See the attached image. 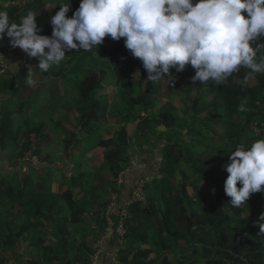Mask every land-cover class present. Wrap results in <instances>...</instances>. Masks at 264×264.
<instances>
[{"label": "trees", "instance_id": "1", "mask_svg": "<svg viewBox=\"0 0 264 264\" xmlns=\"http://www.w3.org/2000/svg\"><path fill=\"white\" fill-rule=\"evenodd\" d=\"M44 1L0 0V10L12 3L6 11L19 25L20 17L36 11ZM56 1L59 11L64 0ZM80 2L71 0L68 18ZM40 22L39 34L51 37L49 15ZM124 39L106 36L91 51L66 52L60 65L47 73L35 72L31 85L26 82V66H37L38 61L21 49L10 51L9 38L0 41V56L17 64L14 68L1 58L0 264L22 258L26 264H43V260L45 264H90V255L98 250L107 228L102 213L108 203L100 205L97 196H121L127 173L121 174L138 164L130 150L145 153L142 146H149L152 138L160 147L143 162L151 165L153 174L143 185V201L127 208L122 242L111 236L114 246L109 245V251L117 249L114 264H264V234L254 225L264 212V194H252L247 203L233 207L224 191L230 151L239 143L250 145L264 138V73L241 68L224 84L193 85L194 72L170 69L172 86L161 93L162 80L148 81L144 75L137 86L133 84L139 61L125 48ZM111 74L124 105L112 106L115 114L108 111L110 99L103 88L110 84ZM51 78L58 85L46 82L49 92L38 93L35 87ZM63 86L69 88L67 95L60 94ZM171 92L183 98L179 107L172 99L158 103L160 96ZM70 113L78 119L77 126L69 121ZM49 125L63 137L61 152L68 164L54 167L63 173L55 190L51 177H44L54 169L51 156L43 151L51 144ZM130 126L134 127L131 134ZM95 145L102 149L101 161L89 155ZM33 158L43 165L29 161ZM10 162V167L16 166L12 175L3 172ZM21 167L25 174L19 173ZM120 176L123 188L117 185ZM17 216L23 221L9 228L6 217ZM83 222H92L91 227L100 230L93 236L94 243L83 239L78 248L72 247L69 226ZM48 236L56 238L49 246ZM26 242L28 247L41 245L43 253L35 256L40 262L24 257Z\"/></svg>", "mask_w": 264, "mask_h": 264}, {"label": "clouds", "instance_id": "2", "mask_svg": "<svg viewBox=\"0 0 264 264\" xmlns=\"http://www.w3.org/2000/svg\"><path fill=\"white\" fill-rule=\"evenodd\" d=\"M71 7V0H64L50 16L51 37L39 34L35 11H27L17 25L0 10V41L9 38L12 48L38 61L26 66L29 85L35 72L60 65L66 52L91 51L106 36L125 38V48L152 82L173 81L170 69L180 73L188 65L195 70L193 85L224 84L241 68L264 73V0H81L68 18ZM230 153L224 191L230 204L240 207L252 194H264V138L239 143ZM254 225L264 234V212Z\"/></svg>", "mask_w": 264, "mask_h": 264}, {"label": "rangeland", "instance_id": "3", "mask_svg": "<svg viewBox=\"0 0 264 264\" xmlns=\"http://www.w3.org/2000/svg\"><path fill=\"white\" fill-rule=\"evenodd\" d=\"M12 5H13L12 3H6L4 6L5 10H6V8L11 7ZM57 5H58V2L56 0H45L41 4V6L38 9H36V11H35L36 15H37L36 23H37L39 28L42 25V23L40 21L43 20L47 15H49V17H50V16H53L56 14V12L58 11L56 8ZM23 6H24V4H23ZM47 24H49V23H47ZM8 42H9V40L7 41V43ZM17 49H19V48H12L10 46V51L15 52V50H17ZM1 58L2 57H0V63L2 60ZM138 61H139V65L135 68V70L132 74V78H131L133 84L136 86L138 85V83L140 82V80L142 79V77L144 75H146V78H147V72L144 70L142 62L139 59H138ZM0 66H2L3 67L2 69H4L3 65L0 64ZM50 69H52V68H50ZM185 69L188 72H194L195 73V70L190 65L186 66ZM1 71L2 70H0V73H1ZM189 75H191V74H189ZM164 80H162V84H160V87H161L160 92L161 93H163L165 89L170 88V85L172 86V80L166 79L167 82ZM46 82L47 83L55 82L58 85V82H57V80H55V78H51L49 81L44 80V82H42L41 85H38L35 87L38 90V93L49 92ZM103 88L105 89V93L107 94V96L110 99V105L108 107V111L115 114V111L112 108V106H116L117 109H119L121 107H124V105H122L120 103L119 98H117L120 96L119 95L120 87L118 85H116L115 78H114L113 74L110 75V84L109 83L103 84ZM68 92H69V88L67 86H63L60 89V94L67 95ZM168 99H172V102L177 107H179V105L183 101V98L179 97L178 94H176L175 92H171L167 96H165V95L160 96L158 103L160 104V100L166 101ZM115 110H116V108H115ZM68 119L74 126L75 125L77 126L78 119H75V115L73 113L69 114ZM49 127H50V129L52 128L51 131L54 130L53 125H49ZM104 129L105 128H103L102 131L100 132V134H102L103 136H104ZM108 129L109 128L106 127V131ZM254 129H255V127H254ZM133 131H134V127L130 126L129 127L130 134ZM254 131H256L257 134L259 133L258 129L254 130ZM105 137H106V135H105ZM61 141H63V137L61 136V133H59L57 131H52L51 132V144L43 150V151H47V153L51 156V159L53 162L51 164L52 168H54L55 166L58 167V166H62V165L63 166L68 165L66 163V161L63 159V155L61 152V150H62V145H61L62 142ZM150 141H151V144L149 146H147L145 148H144V146H142V148L144 149L143 151H145V153H140L139 151H137L135 149L130 150V152L134 155V159L136 161L134 163H138V164H136V166H133V168L128 167L125 170V172H123L121 174V176L123 177L125 175V173H127V176H126V179H127L126 180V184H127L126 186L127 187L124 189L121 196L120 195L118 196V194H110L109 197H103V196H101V194L97 196L98 199H100L98 201V203L100 205H103L106 202L108 203L106 211L104 213H102L103 216L106 218V223H107V228H106V231L104 234L108 235L110 237L113 235V236L117 237L118 241H120V242H122V239H123L122 236L119 237L120 231H123V229H121V225L124 224V231H125V223L129 219V213H128L127 208L133 203H140L143 201V196H142L143 192L141 191V183L143 185L147 180L149 181V178H151V176L153 174V170H152L153 168L151 167V165L148 166V164L146 165V163L143 161H144V159L149 160L150 158H152V156L155 155V153H156L155 148H159L160 143H159V141L153 142L154 141L153 138ZM153 145H156L157 147H154ZM91 146H92V144H91ZM89 155H91V156L95 155L97 160L101 161L102 149L96 147V145H95V148L92 150L91 153H89ZM29 161H32L34 164H37V165H43L42 163H38L36 158L30 159ZM10 165H11V162L9 163L8 167L6 169H4L3 172L5 174L12 175L14 173L16 166L12 168V167H10ZM69 165H71L73 167V165L71 163ZM153 165H154V163H153ZM148 167H149V169L151 168L152 171L148 170L147 169ZM181 169L184 170V172H185V168H181ZM141 171L146 173V174L142 173ZM19 173L25 174L26 173L25 168L21 167V169L19 170ZM62 174L63 173H60L57 170H55V168L50 169L49 172L46 171L44 177H47V176L51 177V179H52V190H55L60 185L61 179H62ZM185 174H187V173L185 172ZM121 176L117 179V185L119 186V188H123V186H122L123 185V179ZM188 176H190V175H188ZM139 183H140V185L138 186L137 189L133 188L136 184H139ZM129 187H131V189L128 191ZM126 191H128V192H126ZM119 197L124 198L125 200L119 199ZM102 214L100 213V215H102ZM116 220H118V221H116ZM22 221H23V218H21L19 216H17V217H6V223L8 226H10L9 228H12V224L13 225L18 224V223H21ZM42 223H43V225L46 224L45 222H42ZM91 223L92 222H83L79 226H74V225H72L71 227L69 226V230H70L71 234L68 235V237L70 238V240L72 242V247L78 248L77 245L81 244L83 242V239H85L86 241H89L90 244L94 243L93 235L95 236L100 229H97V228L93 229V227H91ZM109 223L113 226V229H115V231H117L119 235L114 230L109 229V227H108ZM93 226H95V223L93 224ZM55 239L56 238L53 236H48L46 238V241H45L46 245L49 246V245L53 244L52 242H54ZM33 241H34V239H31V242H33ZM89 243H87V244H89ZM23 246L25 247L24 248L25 249L24 257H27V256H25V253L29 257H33V258H35V256H37V255H40L39 253H43L42 252L43 248L39 244H37L36 246L28 247V242H26L25 244H23ZM27 247H28V249H27ZM97 252L99 253V257H100V255H101L100 251L98 250ZM116 253H117V249L114 250V253H113V255L115 257L117 255ZM90 256H91V258L94 257V255H92V254ZM38 259L39 258L35 259V261H37V263L40 262ZM98 261H99V259H98ZM42 263L45 264V261L43 260Z\"/></svg>", "mask_w": 264, "mask_h": 264}, {"label": "crops", "instance_id": "4", "mask_svg": "<svg viewBox=\"0 0 264 264\" xmlns=\"http://www.w3.org/2000/svg\"><path fill=\"white\" fill-rule=\"evenodd\" d=\"M112 238H114V237H110L108 235L101 234V237H100L99 242H98V246L99 247L96 246V248L101 253L100 258H99V262L102 263V264L103 263H105V264H114L115 263V256L113 255L114 252L111 253L109 251L110 250V246L111 245L114 246L113 243H112ZM116 241H117L118 244L121 243L120 241H118V239H116ZM23 251H25L24 248H23ZM25 256H28V255H26V253H25ZM90 258H91V256H90ZM22 259L18 260V262H15V263L13 262L12 264H26V260L27 259L26 258H22ZM34 259H36V257Z\"/></svg>", "mask_w": 264, "mask_h": 264}, {"label": "built area", "instance_id": "5", "mask_svg": "<svg viewBox=\"0 0 264 264\" xmlns=\"http://www.w3.org/2000/svg\"><path fill=\"white\" fill-rule=\"evenodd\" d=\"M1 73H2V71H1ZM146 180H147V179H146ZM140 183H141V182H140ZM140 183L137 184V188H138V186L140 185ZM143 185H144V184H143ZM143 185H142V183H141V191H142ZM137 188H136V189H137ZM142 196H143V195H142ZM116 221H118V220H116ZM108 227H109V229L115 231V229H113V226H112L110 223H109ZM121 229H123V231H120V235L118 234L117 231H115V232L119 235V237H120V236H123V235L125 234V231H124V224L121 225ZM99 258H100V257H99V253L96 251V253L94 254V257H93V258H90V264H98V263H99V261H98Z\"/></svg>", "mask_w": 264, "mask_h": 264}]
</instances>
